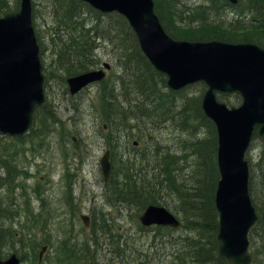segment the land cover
Segmentation results:
<instances>
[{
	"label": "trees",
	"instance_id": "1",
	"mask_svg": "<svg viewBox=\"0 0 264 264\" xmlns=\"http://www.w3.org/2000/svg\"><path fill=\"white\" fill-rule=\"evenodd\" d=\"M153 1L164 30L173 38L250 42L264 47V0H237L236 4H231L227 0H203L195 6L184 5L182 9L186 10L185 17L188 23L182 29L176 27L178 21L173 19L176 13L172 1L167 0L165 4H162L160 0ZM18 4L16 0L14 7H8L6 0H0V16L15 11L18 9ZM49 4L55 20V35H53L59 41L54 42L57 61L63 64L62 68L65 71V75L62 76L64 86L66 78L88 71L90 66L95 64L97 43L100 40L105 41L112 52H116L115 61L119 72L115 74L114 80L109 84L106 75L105 78L96 82L100 88L102 101L100 127L107 129V135L104 136L111 152V182L106 185L111 193L109 199L116 205L125 203L127 207L135 209L138 216L148 205L159 204L157 192L164 188L168 194L167 197L172 200L175 212L181 219V225L176 229L158 225L146 227L138 223L140 229L153 230L154 238L168 236L169 251L157 254L156 250H150L151 247L144 249L137 246L128 236L121 239L119 232L114 233L110 230V224L104 217L99 224L96 223V218H93L91 233L93 240L82 244L81 250L70 243L59 244L55 264H98L95 257L99 247L95 238L98 232L107 234L110 240H114L113 244L108 245L109 253L117 256L119 264H149L155 259L163 264H229L219 255L216 243L219 220L214 203L218 180L215 158L216 129L201 107L204 84L196 83L179 91L169 89L165 76L154 69L144 56L133 30L122 15L115 12L102 13L81 0H49ZM5 6L6 9L3 10L2 7ZM228 8L232 10H227ZM225 13L233 15L232 25L224 26L214 19ZM34 17L33 7V26L37 40L40 41ZM89 17L97 18L98 22H92V18L89 20ZM194 23L197 25L194 26ZM47 70L45 76L49 79L51 74H47ZM193 86H198L200 90L194 95L186 93ZM64 90L69 92L67 86ZM182 90L186 97L182 99L184 102L178 103L174 95L175 92H183ZM220 97L228 104L237 105L241 102V97L237 94ZM50 107V101L47 100L44 107L35 111L33 129L23 137H14V140L39 139L40 126L45 125L49 119L57 120ZM177 107L178 112L174 115L175 111L170 108ZM190 112L196 116L197 122L194 123L198 127L202 126L205 129L207 127V130L203 132L202 137L194 136L186 144L191 154L188 159H184L187 164L184 167L180 166L181 158L170 155L168 150L163 152L165 155L154 150L155 157H159L160 168V173L155 177L156 180L146 181L138 175L130 174V178L123 176L122 181L117 166L125 161H118L116 158L115 164V157H117L116 148L119 147L121 138L127 135L126 130L131 131L135 128L136 136L146 145V150L152 141L153 147L157 145L156 138L152 137L154 134L149 129L167 120L173 122L184 120L183 124H185V120L191 119ZM40 146L42 147L43 144H33L32 148ZM23 150L24 147L15 144L14 150L11 151L13 167H15L14 175L20 172L14 155H18ZM61 152L64 157L69 154L65 146L62 147ZM261 153L255 164H252L247 156L250 170L249 191L258 214V219L248 234L249 249L252 254L250 264H264V143ZM255 167L260 169V174L256 175V178L253 172ZM14 184L15 182L12 187ZM21 186L23 188V184ZM35 192L41 199L42 191L37 189ZM23 196L21 204L29 208L31 198L25 197L28 196L26 188ZM168 203L166 202L167 206L164 205L167 208H169ZM0 207H6L1 206V198ZM23 230L24 228L21 227V231ZM27 237L28 242L21 245L31 247L37 244L36 238ZM92 244L94 248H91ZM35 250L34 248V260H36Z\"/></svg>",
	"mask_w": 264,
	"mask_h": 264
},
{
	"label": "rangeland",
	"instance_id": "2",
	"mask_svg": "<svg viewBox=\"0 0 264 264\" xmlns=\"http://www.w3.org/2000/svg\"><path fill=\"white\" fill-rule=\"evenodd\" d=\"M15 1L6 0V3L8 7H14ZM170 1L176 13L173 19L178 21L176 27L182 29L188 23L185 17L186 10L182 9L184 5L195 6L203 0ZM160 2L165 4L167 0H160ZM32 4L35 27L38 29L41 41L38 42L41 48L44 75L47 69V74H51L49 79L45 76V91L51 104L50 109L53 110L57 120L49 119L45 125L40 126L41 136L37 140L16 141L14 137L0 136V198L1 206H6L0 207V260L5 259L11 252H15L23 256L21 264H55L59 244L70 243L81 250L82 244L93 240L92 223L90 221V229L85 228L80 218L82 214L96 217L98 224L104 218L107 219L112 232H119L121 239L124 236L130 237L132 242L144 249L151 247L152 251L156 249L169 251L168 236L160 240L159 237L154 238L153 230L139 228L141 213L137 216L135 209L127 207L123 202L116 205L109 199L111 193L106 185L110 182H104L100 167V158L105 150H110L105 138L107 129L100 127L102 109L100 88L96 83L88 85L76 95L65 92L67 84L64 86L62 82L65 71L62 68L63 64L58 63L55 51L54 42L59 41L54 36L53 10L49 0H32ZM2 9L5 10L6 6ZM91 18L89 17V20ZM214 19L224 26L233 24L231 13L216 16ZM92 22H98V19L93 17ZM196 25L197 23H194V26ZM116 57V52H112L110 46L100 40L97 43L95 64L90 66V69H104V63H109L111 70L106 79L111 84L115 74L119 72ZM198 90H200L198 86H193L186 93L194 95ZM175 93V100L178 103L184 102L182 99L186 97L185 92ZM170 109L175 111L174 115L177 114L178 107ZM189 117L191 119L185 120V124H183L184 120L175 122L167 120L149 129L152 130L154 134L152 137L156 138L157 145L153 147L154 142L152 141L146 150V145L136 136L137 130L135 128L131 131L126 130L127 135L121 138L120 145L116 148L117 157H115V164L117 159L125 161L117 166L122 181L123 176L130 178V174L138 175L146 181L156 180L155 177L160 173V168L159 157H155V151L165 155L163 152L168 150L170 155L181 158L179 165L184 167L187 164L184 159H188L191 155L186 144L194 136L202 137L203 132L207 130V127L206 129L202 126L198 127L194 123L197 121L193 113ZM73 138L76 141H73ZM38 143H42L43 146L32 148L33 144ZM15 144L24 147V150L14 155L20 169V172L14 175L15 167H13L11 151L14 150ZM262 144L260 141H255L249 147L247 156L252 164L259 160L260 154L262 155ZM63 146L69 152L65 157L61 152ZM253 172L256 178V175L260 174V169L255 167ZM13 182L15 184L12 187ZM9 188L11 189L7 194ZM25 188L28 195L25 197L31 198L29 208L21 204ZM37 189L42 191L41 199L36 196L35 190ZM157 194H159V204L166 205V202H169L170 210L177 213L164 188ZM20 224L24 228L23 231H21ZM27 236L36 238L37 244L31 247L21 245L28 242ZM95 238L99 246L95 255L96 262L98 264H119L117 256L108 252V245L114 243V240H110L109 235L99 232ZM44 239L46 241H43ZM44 245L48 248L42 261L38 262V252ZM34 248L36 249V260L33 255ZM91 248H94L93 244ZM149 264L163 263L155 259Z\"/></svg>",
	"mask_w": 264,
	"mask_h": 264
},
{
	"label": "water",
	"instance_id": "3",
	"mask_svg": "<svg viewBox=\"0 0 264 264\" xmlns=\"http://www.w3.org/2000/svg\"><path fill=\"white\" fill-rule=\"evenodd\" d=\"M107 13L118 12L129 22L139 47L172 90L196 82L206 85L201 107L216 127L218 181L215 207L219 222L216 243L229 264H250L248 233L257 221L249 194L245 153L255 138L264 141V48L253 43L194 41L169 36L154 11L153 0H81ZM236 3L237 0H228ZM106 69L108 63H104ZM40 47L32 24L31 0L19 10L0 16V136H24L36 108L46 104ZM105 76L103 69L66 79L70 94ZM239 94L240 105L228 106L218 96ZM104 181L110 173L109 151L100 159ZM85 226L88 221L82 216ZM142 225L178 227L180 221L165 207L149 205L139 216ZM46 247L39 253V261ZM12 254L0 264H19Z\"/></svg>",
	"mask_w": 264,
	"mask_h": 264
},
{
	"label": "bare ground",
	"instance_id": "4",
	"mask_svg": "<svg viewBox=\"0 0 264 264\" xmlns=\"http://www.w3.org/2000/svg\"><path fill=\"white\" fill-rule=\"evenodd\" d=\"M108 182H111L110 179H108ZM152 205H157V204L153 203ZM143 211H144V210H143ZM143 211H142V212H143ZM142 212H141V213H142ZM139 216H140V215H139ZM92 221H93V220H92ZM91 223H92V222H91ZM139 223L141 224L140 220H139ZM141 225H142V224H141ZM142 226H144V225H142ZM90 227H91V225H89V227H86V228H89V229H90ZM146 227H147V226H146ZM159 240H160V239H159ZM158 250H159V249H156V253H157V254H158V253H159V254H160V253L162 254V253L165 252V251H158ZM108 252H109V251H108ZM166 252H167V251H166ZM155 258H157V257L155 256Z\"/></svg>",
	"mask_w": 264,
	"mask_h": 264
},
{
	"label": "flooded vegetation",
	"instance_id": "5",
	"mask_svg": "<svg viewBox=\"0 0 264 264\" xmlns=\"http://www.w3.org/2000/svg\"><path fill=\"white\" fill-rule=\"evenodd\" d=\"M89 216H90V215H89ZM93 218H94V216H92V217L90 216V221H91V222H92Z\"/></svg>",
	"mask_w": 264,
	"mask_h": 264
}]
</instances>
